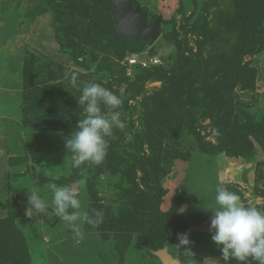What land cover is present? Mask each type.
Returning a JSON list of instances; mask_svg holds the SVG:
<instances>
[{"label":"rangeland","instance_id":"374dc122","mask_svg":"<svg viewBox=\"0 0 264 264\" xmlns=\"http://www.w3.org/2000/svg\"><path fill=\"white\" fill-rule=\"evenodd\" d=\"M134 1L147 10L149 23L161 17L152 47L130 41L122 49L110 0H0V222L12 221L29 264H162L156 250L144 246L142 231L161 190L148 245L166 247L180 264H226L222 246L211 239L214 212L205 208L214 203L216 187L264 209L260 145L249 136L247 155L235 141L219 139L213 125L225 112L221 93L197 95L196 102L185 91L191 74L179 81L168 77L174 60L185 58L222 85L227 70L238 66L229 60L240 59L241 79L229 92L228 130L264 123V48L238 45L240 22L251 21L243 17V0ZM259 8L252 6L248 30L264 42ZM144 52L158 56L163 76L155 69L127 75L124 59ZM89 82L121 98L115 111L125 127L106 137L102 164L73 168L65 142L85 115L78 97ZM41 177H59L54 182L60 185L77 182L82 206L90 215L102 211L103 222L83 224L79 239L52 214L27 218L28 189L51 201L49 181ZM185 233L189 244L179 246ZM124 234L126 245L119 243Z\"/></svg>","mask_w":264,"mask_h":264},{"label":"clouds","instance_id":"9594fccd","mask_svg":"<svg viewBox=\"0 0 264 264\" xmlns=\"http://www.w3.org/2000/svg\"><path fill=\"white\" fill-rule=\"evenodd\" d=\"M76 79L73 76V85H76ZM78 102L85 115L78 121L71 138L66 139L65 147L71 153L73 168H79L85 162L100 165L109 149L106 137L112 136L114 128L122 130L125 127L120 113L115 111L122 100L102 84L89 82L81 89ZM44 175L49 174L45 172ZM56 179L59 177H53L47 184L52 194L50 202L37 190L28 189L25 214L31 216L33 210L37 214H52L64 222L77 238L83 239L82 225H99L103 222V212L92 209L90 215L72 184L60 185L54 182ZM205 208L214 212L210 225V230L214 231L211 239L217 246H222L220 251L226 264L232 259L238 264L245 261L247 264H264V209L245 205L236 192L224 186L216 187L214 203ZM187 244L188 235L180 234L178 245Z\"/></svg>","mask_w":264,"mask_h":264},{"label":"trees","instance_id":"16d2710c","mask_svg":"<svg viewBox=\"0 0 264 264\" xmlns=\"http://www.w3.org/2000/svg\"><path fill=\"white\" fill-rule=\"evenodd\" d=\"M243 0L245 6V11H243V17L250 16V22L241 23L238 21L239 27L237 28V32H239L238 37V45H241L240 48H248L253 50L255 47H263L264 48V42L261 40L260 36H257L253 33L249 35L250 30H248V27H251L253 23V19L250 15V10L252 6H255V8H259L260 6L264 7V0ZM112 5V0H110ZM133 6L136 5L135 1L133 0ZM144 9V8H143ZM260 9V8H259ZM147 11V10H146ZM249 12V13H248ZM252 12V10H251ZM148 17V13H147ZM157 19L161 22V17L158 16ZM114 22V20L112 19ZM116 38L118 39V42L121 44L122 49L126 47V45L130 41H135L139 44H142L144 46H147L141 38H123L118 33H116ZM148 47V46H147ZM152 47V46H151ZM241 52V51H240ZM122 55V54H121ZM153 55V54H152ZM235 59V58H234ZM185 58L176 59L174 60L172 67L170 68L171 75L168 77H171V79H177L183 80V78L189 76H193L191 79V83L189 82V85L186 87L185 91L188 92L189 95H191V98H196L197 95H201L203 97H209L215 90H218L221 93L220 101L224 102V109L225 112L221 118H219L217 121L215 120V124L213 125V131L215 132V136H217L219 139H223L224 141L230 140L235 141L237 143V147L242 149L240 150V153H247V155H250V146H248V138L249 136H253V138L256 140V142L260 145L261 149L264 151V123H249L248 125L244 126H238L236 128H232V131L229 132L228 125L229 120L227 119L230 117L228 114L231 113V105L232 100L230 99L229 92L232 91L234 84L240 81L241 79V72H243V67L240 65V59L229 60V63L231 65H238L234 66L235 68L228 69L223 79H225V84H220V81L218 83H213L209 80H207L206 75L198 68L194 62H188L186 63ZM78 63L80 60H77ZM221 62V61H220ZM160 64L152 65L150 67L141 68L138 66H135L133 68L134 71H147L148 72L152 69H155L156 75L163 76L166 72L162 70L160 67H158ZM159 73V74H158ZM190 76L188 78H190ZM160 77V76H159ZM196 82V86L193 87L194 83ZM193 84V85H192ZM187 96V94H186ZM172 98V97H170ZM169 99V98H168ZM198 101V98H196V102ZM237 124V123H236ZM40 180L42 181H49L52 182V178L50 177H41ZM238 194V193H237ZM163 195L162 190L159 193V195L155 196V208L152 210L149 220L147 222L143 223L142 231L146 234V240H144V246L147 247L149 250H157L162 247L161 246H152L148 245L150 237L148 235V228L150 227V230H152V227L154 226L153 219L158 214V203L161 199V196ZM239 195V194H238ZM145 201L141 200L142 208L145 207ZM174 209V208H173ZM7 220V221H6ZM0 222V264H29L28 257L26 255V248L25 243H23V239L19 232H15L12 226V221L9 219ZM5 224V225H4ZM4 225V229L1 230V228ZM128 229V224H127ZM3 231V233H2ZM128 241L127 234L121 235V240L119 243H123V245H126ZM120 254L122 253L121 249H119ZM122 255V254H121ZM251 260V257L248 258ZM242 264H247V261L242 262ZM253 264H256V262H253Z\"/></svg>","mask_w":264,"mask_h":264},{"label":"water","instance_id":"95a60500","mask_svg":"<svg viewBox=\"0 0 264 264\" xmlns=\"http://www.w3.org/2000/svg\"><path fill=\"white\" fill-rule=\"evenodd\" d=\"M133 0H112V18L116 32L123 38H141L147 46H152L160 35V20L148 22L147 11L139 5L133 6ZM72 187L79 191L78 183L73 182ZM27 218L37 219V213L33 210ZM153 253L162 264H180V261L162 247Z\"/></svg>","mask_w":264,"mask_h":264},{"label":"built area","instance_id":"2783aa9c","mask_svg":"<svg viewBox=\"0 0 264 264\" xmlns=\"http://www.w3.org/2000/svg\"><path fill=\"white\" fill-rule=\"evenodd\" d=\"M146 54H147L146 52L142 54L134 53V54H130L124 59L125 66L127 67V75L129 76L132 75L133 68L135 66L146 68L152 65L159 64L160 59H158V56L151 55L150 57H146Z\"/></svg>","mask_w":264,"mask_h":264},{"label":"crops","instance_id":"0c3cea01","mask_svg":"<svg viewBox=\"0 0 264 264\" xmlns=\"http://www.w3.org/2000/svg\"><path fill=\"white\" fill-rule=\"evenodd\" d=\"M3 131H4V126L1 124V125H0V142H1L2 139H3V138H2V136H3V135H2ZM1 132H2V133H1Z\"/></svg>","mask_w":264,"mask_h":264}]
</instances>
